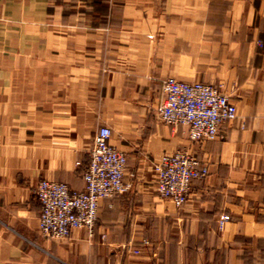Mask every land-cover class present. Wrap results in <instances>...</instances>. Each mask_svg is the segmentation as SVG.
I'll use <instances>...</instances> for the list:
<instances>
[{
  "label": "crops",
  "instance_id": "crops-1",
  "mask_svg": "<svg viewBox=\"0 0 264 264\" xmlns=\"http://www.w3.org/2000/svg\"><path fill=\"white\" fill-rule=\"evenodd\" d=\"M167 77L221 87L237 118L191 142L158 119ZM102 126L130 190L91 236L42 237L36 184L82 191ZM176 151L208 168L181 208L154 171ZM0 264H264V0H0Z\"/></svg>",
  "mask_w": 264,
  "mask_h": 264
},
{
  "label": "built area",
  "instance_id": "built-area-1",
  "mask_svg": "<svg viewBox=\"0 0 264 264\" xmlns=\"http://www.w3.org/2000/svg\"><path fill=\"white\" fill-rule=\"evenodd\" d=\"M157 116L166 125L186 127L189 140L198 143L218 139L221 128L237 118V108L221 87L167 77L162 80ZM111 134L106 126L96 130L89 164L82 174V191H70L61 182L38 181L34 195L40 203L38 231L42 237L66 239L75 229H84L91 236L99 203L130 190L131 185L124 182L127 157L110 144ZM154 171L156 193L161 199L171 200L176 208L186 204L192 182L208 175L206 165L186 151L162 155ZM228 220L227 216L219 219V230ZM126 248L139 254L132 242Z\"/></svg>",
  "mask_w": 264,
  "mask_h": 264
}]
</instances>
